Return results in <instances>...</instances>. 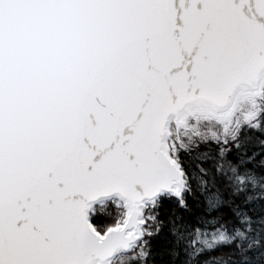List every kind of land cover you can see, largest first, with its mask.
<instances>
[{
    "label": "snow or ice",
    "instance_id": "obj_1",
    "mask_svg": "<svg viewBox=\"0 0 264 264\" xmlns=\"http://www.w3.org/2000/svg\"><path fill=\"white\" fill-rule=\"evenodd\" d=\"M0 264H264V0H0Z\"/></svg>",
    "mask_w": 264,
    "mask_h": 264
}]
</instances>
